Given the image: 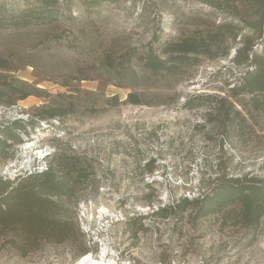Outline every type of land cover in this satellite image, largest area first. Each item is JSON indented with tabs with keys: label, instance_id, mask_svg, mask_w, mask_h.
Returning <instances> with one entry per match:
<instances>
[{
	"label": "rangeland",
	"instance_id": "obj_1",
	"mask_svg": "<svg viewBox=\"0 0 264 264\" xmlns=\"http://www.w3.org/2000/svg\"><path fill=\"white\" fill-rule=\"evenodd\" d=\"M141 7L126 1L101 15L75 8L49 26L0 30V58L10 67L0 75L47 94L0 105L1 126L15 120L27 126L18 131L20 142L9 141L8 147L0 142V178L30 175L25 169L35 160L33 170L51 162L60 177L74 163L69 157L90 168L74 194L51 196L59 205L52 216L65 239L38 238L19 251L15 232L1 228L0 264H78L86 255L98 258L104 246L118 264H264V214L255 235L235 215L194 220L188 210L152 216L181 197L209 192L222 174L264 180V122L246 137L229 140L210 116L211 103L184 108L187 97L227 96L247 70L234 61V47L225 57L202 59L177 79H143L136 57L154 33L160 40L177 38L220 17L180 0L158 3L157 18L146 29L137 16ZM56 33L61 42L53 40ZM129 93L145 95L153 105L124 103ZM59 96L74 102L76 111L61 121L39 119L35 109ZM114 96L120 104L107 105ZM151 160L152 173L145 168ZM252 236V245L243 247Z\"/></svg>",
	"mask_w": 264,
	"mask_h": 264
},
{
	"label": "trees",
	"instance_id": "obj_2",
	"mask_svg": "<svg viewBox=\"0 0 264 264\" xmlns=\"http://www.w3.org/2000/svg\"><path fill=\"white\" fill-rule=\"evenodd\" d=\"M126 1L142 4L137 16L140 25L149 28L150 21L157 18L154 14L158 3H176L177 0H6L0 3V30L24 29L37 26H49L59 22L64 15L75 8L91 13L112 8H123ZM186 4L203 6L209 9L210 16L219 20L206 28L195 30L188 35L160 40L157 32L152 42L137 53L136 64L147 81L168 82L179 78L186 71L198 65L202 59H217L229 54L235 48L234 61L244 65L247 70L232 87L227 96L199 94L187 97L184 108L192 110L204 102L211 103L210 116L216 117L226 139H241L253 133L264 122V0H180ZM151 14L154 17L151 19ZM72 37H76L72 32ZM53 40L62 41V34L56 33ZM111 63V60H108ZM0 70L10 67L0 58ZM45 90L20 80L14 76L0 75V105L12 106L30 96L46 98ZM49 96V95H48ZM51 97V96H50ZM124 103L152 106L153 100L137 93H129ZM107 105L120 104L119 96L106 100ZM239 104L241 109L236 105ZM76 111L72 101L59 96L43 103L35 109L41 120H63ZM27 130L21 120H15L5 126L0 125V142L5 146L21 141L18 131ZM11 141V143L9 142ZM55 156L52 155V157ZM68 165L67 171L60 177L57 168L50 162L43 172L19 177L13 180L0 178V229L15 232L14 246L23 251L26 244L40 238L61 243L65 239V230L52 213L58 203L52 195L71 196L76 186L81 185L90 176L89 167L82 168L78 160ZM77 160V161H76ZM61 165L59 169H61ZM146 170L152 173L155 161H150ZM190 210L193 219L237 217L247 233L255 235L259 221L264 214V180L243 176L218 177L209 192L196 198L181 197L171 205L160 207L153 217H165ZM141 219V218H140ZM246 239V238H244ZM255 236L245 240L243 247L251 246Z\"/></svg>",
	"mask_w": 264,
	"mask_h": 264
},
{
	"label": "bare ground",
	"instance_id": "obj_3",
	"mask_svg": "<svg viewBox=\"0 0 264 264\" xmlns=\"http://www.w3.org/2000/svg\"><path fill=\"white\" fill-rule=\"evenodd\" d=\"M103 254L98 258L92 255L85 256L79 264H118L115 259L108 258L109 255L108 247L104 246L102 250Z\"/></svg>",
	"mask_w": 264,
	"mask_h": 264
},
{
	"label": "built area",
	"instance_id": "obj_4",
	"mask_svg": "<svg viewBox=\"0 0 264 264\" xmlns=\"http://www.w3.org/2000/svg\"><path fill=\"white\" fill-rule=\"evenodd\" d=\"M45 149H48V147H46ZM49 156V155H48ZM38 159V158H37ZM36 161V160H35ZM34 161V162H35ZM34 162H28V166H27V168L25 169L26 170V172H28L30 175L31 174H33L34 172H43L44 170H46L47 168H48V166H47V163L46 162H44V161H42L41 162V164L39 165V167L37 168V169H32V167L34 166L33 164H34ZM105 245V244H104ZM103 245V246H104ZM86 256H88V255H86ZM85 256H83L81 259H80V261L84 258ZM80 261H79V263H80ZM78 263V264H79Z\"/></svg>",
	"mask_w": 264,
	"mask_h": 264
}]
</instances>
